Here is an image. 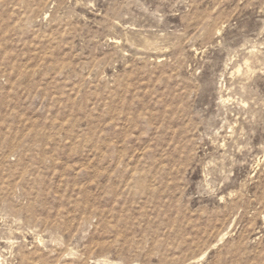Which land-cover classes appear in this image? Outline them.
Returning <instances> with one entry per match:
<instances>
[{
    "label": "rangeland",
    "instance_id": "rangeland-1",
    "mask_svg": "<svg viewBox=\"0 0 264 264\" xmlns=\"http://www.w3.org/2000/svg\"><path fill=\"white\" fill-rule=\"evenodd\" d=\"M0 264H264V0H0Z\"/></svg>",
    "mask_w": 264,
    "mask_h": 264
}]
</instances>
